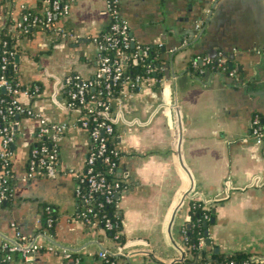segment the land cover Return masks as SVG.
Returning <instances> with one entry per match:
<instances>
[{
	"label": "crops",
	"instance_id": "crops-1",
	"mask_svg": "<svg viewBox=\"0 0 264 264\" xmlns=\"http://www.w3.org/2000/svg\"><path fill=\"white\" fill-rule=\"evenodd\" d=\"M70 1L57 29L17 34L16 75L24 84H42L38 96L20 100L67 127L55 167L27 180L36 120L21 116L12 144V195L0 205V239L13 235L15 225L34 233L43 205L51 204L58 215L53 240L73 248L80 261L43 248L35 264H103L101 248L116 264H174L186 250L183 226L198 198L213 207L212 245L264 257V141L251 134L253 115L264 118V0H120L135 45H163L155 81L124 84L111 100L122 152L117 176L123 187L116 197L122 242L78 217L84 202L75 188L91 142L79 112L67 107L64 88L71 74L94 75L93 38L110 15L105 0ZM22 4L35 8L41 0H0V15L9 10L18 18ZM219 51L232 60L238 80L191 68Z\"/></svg>",
	"mask_w": 264,
	"mask_h": 264
},
{
	"label": "built area",
	"instance_id": "built-area-1",
	"mask_svg": "<svg viewBox=\"0 0 264 264\" xmlns=\"http://www.w3.org/2000/svg\"><path fill=\"white\" fill-rule=\"evenodd\" d=\"M14 2L15 0H9ZM106 9L110 15L109 28L102 34L93 38L98 57V66L94 75L89 79L82 78L79 74H71L66 78L67 84H73L69 90V98L67 106L70 109L79 112V124L84 128H88L90 135V148L86 155L85 166L79 181L76 184L75 193L83 200L84 206L79 211L78 217L91 225L95 226L99 221H104V229L117 228L115 239L122 232L123 219H113L108 212L99 213L98 209L108 207L114 204L119 190L123 187L122 181L118 177H114L118 172V167L122 157V152L118 147H112L108 141V135L114 131L113 124L106 120V113L111 109V100L117 92L118 83H131L138 85L143 81L153 82L154 77L151 75H137L131 77L125 73V67L120 56L124 54V47L133 43V37L130 34L128 20L121 14L120 0H105ZM42 13L32 14L26 9L30 8L26 4H22L21 14L16 17L10 15V11L0 15L4 19L5 24L9 22L11 31L16 34L31 32L38 26H49L57 29V18L66 16L71 8L70 0H42ZM4 24V25H5ZM62 32H64L62 30ZM65 33V32H64ZM140 46H138L139 48ZM0 205L8 201L12 195V180L14 178V169L12 167L14 150L12 144L17 136V127L20 123L21 116L32 117L36 120V139L49 137L53 144L42 143L40 146L31 148L26 171L23 177L27 180L42 176L48 170H52L59 161V137L66 129V122H52L39 113L34 107L24 104L20 100V96L34 98L42 92V84L40 82H32L24 84L20 81L13 80L8 76L10 64L16 57L17 51L10 48L7 39L0 38ZM140 53L147 55L148 49L140 48ZM138 56V52L134 54ZM223 51H219L215 56H205L204 62L212 63L220 61L224 57ZM197 66V63H194ZM213 67V65H212ZM154 67H148V72L154 71ZM202 73L203 69H199ZM223 68L219 72H225ZM214 71V70H213ZM217 71V70H216ZM235 79H239L236 68L225 72ZM102 84L99 90V96L94 99L90 105L89 111L93 124L89 127V120L81 114V106L87 101V91L89 88H95L96 85ZM122 88V87H121ZM7 93L8 96H4ZM19 115V117H17ZM251 134L257 141H264V118L260 113H256L251 121ZM98 160L102 161L104 168L97 165ZM83 183L87 187L83 186ZM208 207V206H207ZM54 207L51 204L44 206L45 213L44 227L41 228L43 219L41 213L38 215V229L32 234L24 233L17 225H15L13 235L4 236L0 239L2 248L8 249L9 253L0 255V264H18L13 259V253L19 252L22 260L20 264H35L37 253L43 249H49L54 252H60L65 257H74L78 262L80 257L74 255L75 251L69 246L59 244L53 240L54 234L52 227L54 224L53 216ZM46 224V225H45ZM185 234V228L183 227ZM199 246L206 247L205 237L199 240ZM103 260V264H116L109 251L101 248L98 253ZM181 261V260H180ZM179 264H187L179 262ZM197 264H210L208 261H199ZM215 264H257L253 258L237 262L230 259Z\"/></svg>",
	"mask_w": 264,
	"mask_h": 264
},
{
	"label": "trees",
	"instance_id": "trees-1",
	"mask_svg": "<svg viewBox=\"0 0 264 264\" xmlns=\"http://www.w3.org/2000/svg\"><path fill=\"white\" fill-rule=\"evenodd\" d=\"M42 7H43V2L41 0V4L35 8H27L26 11L27 12H31L32 14L35 13H42ZM58 19V18H57ZM56 19V20H57ZM9 22H7L1 29V39H7L9 41V46L12 49H15L17 51V34L15 33V31H11V29L9 28ZM36 28H42L44 30H48L51 27L49 26H38ZM34 28V29H36ZM108 27L102 31L100 35H102L107 29ZM33 29V30H34ZM33 30H31V32H27L24 33L23 31H21V34H31L33 32ZM187 42H184V44H186ZM140 48H147L148 49V53L147 55H144L142 53H140ZM2 48H0V52H1ZM124 50V54L121 57L122 62L124 64L125 67V73L128 74L131 77H136L137 75H144L145 77H147V75H151V76H155L154 75V71L156 72V76L158 74H160L162 72V62H161V54H162V50H163V45H152V44H147V45H142L138 48L137 45H132L130 44L127 47L123 48ZM138 52V56L136 57L134 54ZM213 65V67H212ZM154 67V71L148 72V67ZM210 68L211 70L214 71H221L223 68L225 69V72L230 71L231 69L235 68L232 60L227 57L224 56L220 61H213L212 63H201L198 64L197 67L194 66V63L192 62V67L191 68H195V70H197V72L199 71V69L201 68ZM8 76H10L13 80L15 81H19L17 75H16V71L14 68V63L12 62L10 64L9 70H8ZM123 82H120L117 84L116 89L117 92L121 89V87L123 86ZM73 87V84H65V96H66V105H67V101L69 98V90L70 88ZM102 88V84L96 85L95 88L91 87L88 89L87 91V101L84 103V105L81 106V115L85 118H87L89 120V127L90 125L93 124L92 121V117L90 115V105L93 103L94 99L97 98L99 96V90ZM4 96H8L7 93H3ZM118 94V93H116ZM68 107V106H67ZM80 116V115H79ZM106 120L110 121L113 126H114V131L112 134L108 135V141L110 146L112 147H117V144L114 141V133H115V124H116V120H117V116L114 115L112 113V107L111 109L106 113ZM88 130V128H86ZM42 143H46L48 144L49 148L51 149L50 144H53L52 140L49 137H42L41 139H35L34 142L32 143L31 148L36 147V146H40V144ZM98 167L100 168H104L106 165L103 164L102 161L98 160L97 162ZM1 164H0V168H1ZM12 167L14 169V166L12 164ZM114 177H118L117 174L114 175ZM79 181V180H78ZM12 184H13V180H12ZM83 186L87 187V185L85 183H83ZM117 200L114 201V204L109 205L106 208H103L102 211H100L101 209H98L99 213L102 214L103 212H108V215L115 219H123V215L121 210L117 207L116 204ZM4 203V202H3ZM2 203V204H3ZM47 204H44L42 209H41V217L43 219V223L41 225V228L44 227V219H45V213L43 211L44 206ZM190 218L188 219V221L184 224V228H185V242H186V250L184 252V255L181 259V261L186 262L187 264H197L199 261H208L210 264H215L218 262H223V261H227L230 259H234L237 262H243L244 260H250V258H253L254 261H256V263H264V257L260 256L259 254H255L252 253L250 251H246V250H234V251H223V250H216V246L209 244L206 245V247H201L199 246V240L201 237H205V226H204V222L206 220H209L210 217L213 215V207H207L206 206V201L204 199H198V198H193L191 200V205H190ZM53 216H54V224L52 227V230L55 227V224L57 222L58 219V215L56 213V210L54 208L53 210ZM86 223V222H85ZM87 225H91L90 223H86ZM122 227H123V222L121 223ZM46 225V224H45ZM93 226V225H91ZM104 221H99L98 224L95 225V227H104ZM107 232H109L112 236L115 235V233L117 232V228H109L107 229ZM118 241L122 242L123 241V234L122 232L119 234V237L116 238ZM2 242H0V255H6L9 253L8 249H4L2 248ZM13 259L16 260L18 262V264H20L22 257L21 254L19 252H15L13 253ZM181 261H177L174 264H179V262Z\"/></svg>",
	"mask_w": 264,
	"mask_h": 264
},
{
	"label": "water",
	"instance_id": "water-1",
	"mask_svg": "<svg viewBox=\"0 0 264 264\" xmlns=\"http://www.w3.org/2000/svg\"><path fill=\"white\" fill-rule=\"evenodd\" d=\"M132 45L133 46L135 45V42L134 41H133ZM18 57H19V54L17 53L16 54V60H18ZM154 75L156 76V72L155 71H154ZM17 117H19V115H17ZM117 197H119V193L117 194ZM214 219H215L214 216H212L209 220H206L204 222V226H205V241H206V244H211V238H210V235H209V222H213ZM216 250L217 251L219 250V247L218 246H216Z\"/></svg>",
	"mask_w": 264,
	"mask_h": 264
}]
</instances>
